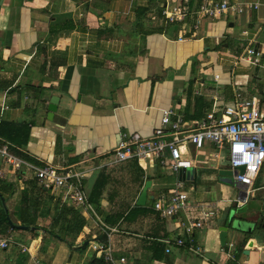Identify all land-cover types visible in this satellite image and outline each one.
Here are the masks:
<instances>
[{
  "label": "crops",
  "instance_id": "obj_1",
  "mask_svg": "<svg viewBox=\"0 0 264 264\" xmlns=\"http://www.w3.org/2000/svg\"><path fill=\"white\" fill-rule=\"evenodd\" d=\"M230 1L259 7L170 23L165 10H196L202 0H0V131L15 146L13 152L34 166L50 163L82 172L87 197L82 206L66 190L39 192L31 185L34 170L16 172L0 161V211L9 214L10 224L0 234L15 239L0 249V264H95L102 259L111 264L93 249L92 242L103 236L114 258L125 256L130 264H264V232L244 238L231 228L224 219L235 192L223 197L209 186L196 197L189 191L193 203H212L217 210V217L192 235L205 258L175 245L167 253L164 241L184 235L179 229L184 215L163 219L154 203L173 190L177 176L170 175L175 179L168 184L158 164L118 163L113 156L125 135L152 136L164 110L187 122L200 121L240 95L258 98L264 112L263 69L234 57L250 43L264 44V0ZM52 97L60 101L50 115ZM187 148V157L198 161L203 155L207 165L199 162L194 169L198 182L186 183L197 190L207 180L222 182L226 151ZM263 170L247 196L264 208ZM149 180L147 202L138 205ZM97 184L102 196L95 206L90 196ZM31 205L38 227L19 221ZM70 207L86 219L79 236L70 238L72 245L45 231L67 228L68 221L56 219L59 210ZM256 210V204L246 205V222L256 221ZM221 226H229L224 247Z\"/></svg>",
  "mask_w": 264,
  "mask_h": 264
},
{
  "label": "built area",
  "instance_id": "obj_2",
  "mask_svg": "<svg viewBox=\"0 0 264 264\" xmlns=\"http://www.w3.org/2000/svg\"><path fill=\"white\" fill-rule=\"evenodd\" d=\"M258 7V4L251 3L237 6L230 0H202L196 10L179 7L165 10L164 16L168 22L175 23L184 22L191 15L213 19L230 12L242 13L245 9ZM195 29H198V25H195ZM234 57L264 71V44L250 43ZM215 79H219V75ZM174 116L172 109L164 110L161 126L150 137L138 133L125 135V140L113 151V156L118 163L137 160L143 167L158 164L177 176L173 190L162 194L154 203V210L163 219L184 215L179 222V229L184 235L175 240H165L168 245L166 251L170 253L171 247L175 245L205 258L204 248L192 235L195 230H201L207 221L216 218L217 210L212 203H193L191 194L186 190V180L182 179V174L195 169L199 163L196 157H187V146L190 144L196 150L209 146L217 151H226L224 160L227 169L232 172L231 178L235 183L246 186L247 194L250 195V188L264 167V112L258 98L243 99L238 95L234 104L225 106L218 114L209 113L200 121L187 122L182 117ZM0 142V161L16 172L23 167L32 169L38 183L44 188L66 190L71 201L82 206L87 204L82 172L50 163L34 166L13 152L14 145L1 137ZM215 157L219 158L218 155ZM13 243L15 239L12 235L0 234V249L6 250ZM92 245L96 253L111 264H130L125 256L114 258L108 241L97 240ZM23 249L26 250L25 247Z\"/></svg>",
  "mask_w": 264,
  "mask_h": 264
},
{
  "label": "water",
  "instance_id": "obj_3",
  "mask_svg": "<svg viewBox=\"0 0 264 264\" xmlns=\"http://www.w3.org/2000/svg\"><path fill=\"white\" fill-rule=\"evenodd\" d=\"M50 105H49V111L50 115H53L57 111V106L59 104L60 99L58 97H52L50 98ZM220 175L224 176L221 180L224 183L234 185V198L232 200V208L229 210V213L225 215V221L228 223V225L233 228L236 232L242 233L244 235V238L249 236H257L260 235L261 232H264V208L263 203L258 201H255L256 198H252V201H248V196L246 193V186H243L241 184H237L233 181L232 172L230 170H221ZM182 179L186 181H195V183L198 182V174L194 169L186 170L182 174ZM152 181L149 180L141 195L138 199V205L144 206L147 202L148 197V189L151 187ZM256 204V221L255 222H246L244 219V213L243 209L246 207L247 204ZM245 206V207H244ZM12 225L13 223L10 222ZM229 226H221L220 227V240L221 245L224 247L227 242V236H228V230ZM27 228V227H23ZM255 240L252 239L250 241V244L248 245L247 250L244 251L245 254H249L250 248L254 245ZM88 243L84 245V248Z\"/></svg>",
  "mask_w": 264,
  "mask_h": 264
},
{
  "label": "trees",
  "instance_id": "obj_4",
  "mask_svg": "<svg viewBox=\"0 0 264 264\" xmlns=\"http://www.w3.org/2000/svg\"><path fill=\"white\" fill-rule=\"evenodd\" d=\"M0 136H2L4 139V135L2 134V132L0 131ZM7 140V139H5ZM9 141V140H7ZM10 142V141H9ZM31 185L34 189L38 190L39 192H46L47 190H45V188H43L42 186L39 185L38 180H34L31 182ZM102 188H100V184H97V186H95V190L93 191L92 195L90 196V202L93 205H98L100 204V200H101V196L102 194H100V191ZM34 201H37L38 199L36 198H32ZM33 203V207H34ZM58 209V208H57ZM26 210H23L22 213H20L19 216V221L20 224L22 226H34V227H38L35 226V222H36V217H37V213H33L32 212V205ZM58 217L56 219V221H68L69 225L67 228H63L60 230V233H56L54 232V230L51 229H45V231L47 233L50 234H56V236H58L61 240L68 242L70 245H72L70 238H74L76 239L79 234L81 233V231H83L85 225H86V219L83 218L81 216V214L74 208V207H70V208H62L61 210L58 211ZM9 214H7L5 211H0V231L1 232H6L9 228H10V224L8 222L7 216ZM68 215H70V219L68 218ZM109 224H110V220L109 218H107L106 220ZM16 223V222H14ZM15 229V228H13ZM107 238L106 236L101 237V241L106 242ZM95 264H105V261L102 259L100 261H95Z\"/></svg>",
  "mask_w": 264,
  "mask_h": 264
},
{
  "label": "rangeland",
  "instance_id": "obj_5",
  "mask_svg": "<svg viewBox=\"0 0 264 264\" xmlns=\"http://www.w3.org/2000/svg\"><path fill=\"white\" fill-rule=\"evenodd\" d=\"M197 159H198V162L203 163L204 166L207 165V162L205 161L206 158H204L203 155H201L200 157H197ZM164 174H165V176L163 177V181L168 183V184H172V182L174 181L175 178L170 176V175H172L171 172L169 170H165ZM213 177H215V176H213ZM186 186H187L186 190L192 191V193H193L192 195L194 197H196L197 194L199 192H201L204 189V187H206V186H209L215 192H219V194L223 197H225L226 195H230V192L234 191V185H230V184H227V183L221 182L220 180H215V179L207 180L204 183H200L197 190H195V187H194L193 183H191V182H187Z\"/></svg>",
  "mask_w": 264,
  "mask_h": 264
}]
</instances>
